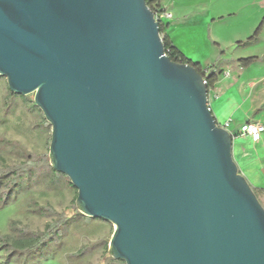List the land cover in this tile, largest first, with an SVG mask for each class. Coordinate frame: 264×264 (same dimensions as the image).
<instances>
[{
    "label": "water",
    "instance_id": "1",
    "mask_svg": "<svg viewBox=\"0 0 264 264\" xmlns=\"http://www.w3.org/2000/svg\"><path fill=\"white\" fill-rule=\"evenodd\" d=\"M0 77L34 95L49 161L124 264H264V209L204 78L145 0H0Z\"/></svg>",
    "mask_w": 264,
    "mask_h": 264
},
{
    "label": "rangeland",
    "instance_id": "2",
    "mask_svg": "<svg viewBox=\"0 0 264 264\" xmlns=\"http://www.w3.org/2000/svg\"><path fill=\"white\" fill-rule=\"evenodd\" d=\"M156 10L161 21L169 23L166 33L182 54L207 74H218L208 99L216 100L214 109L221 123L229 121L235 128L232 135L244 125L264 124V23L255 43L234 46L249 38L264 20V0H162ZM251 57L257 61L248 68L237 66L239 59ZM8 93L6 78L0 77V169L21 164V150L35 156L39 164L35 176L20 187H0V264H124L108 259L114 227L74 216L70 208L77 192L65 184L57 189L49 186V167L40 158L48 157L51 127L34 109V95L26 96L24 104L18 99L10 102ZM1 140L18 146L6 147ZM232 158L264 209V134L258 143L235 137ZM65 214L71 219L59 241L29 254L13 253L12 243L22 237L20 230L41 234Z\"/></svg>",
    "mask_w": 264,
    "mask_h": 264
},
{
    "label": "trees",
    "instance_id": "3",
    "mask_svg": "<svg viewBox=\"0 0 264 264\" xmlns=\"http://www.w3.org/2000/svg\"><path fill=\"white\" fill-rule=\"evenodd\" d=\"M148 8L152 11L154 16H159V11L164 13V9L156 10L160 7V3L162 0H145ZM154 5L156 6V9L154 8ZM264 23V20L259 24V26L255 29L253 34L247 38L243 42H238L236 45L238 48L249 46L253 43H255L258 40V37L262 31V25ZM167 24H164L162 21H158V29L159 34L162 39L163 48H164V54L166 57L172 61L173 63H179L184 64L193 67L203 78L205 81L206 89L208 92L214 91L215 85L218 83V74L215 73V71H210L208 74L206 70H203L199 63H193L191 60L187 59L182 52L176 48L168 35L165 33L167 29ZM257 61V58L251 57L247 59H239L237 61L238 67L244 69L248 68L250 65H252L254 62ZM9 91V90H8ZM8 99L10 102L14 100H20L22 103L26 104L27 99L26 97L12 94L10 91L8 93ZM34 109L38 112L40 115L41 121L46 124V126L49 127V124L44 119L42 113L40 110L34 105ZM2 144L6 147L15 148L18 146V144L8 142L5 140H1ZM50 144V139L48 140V145ZM4 147V146H2ZM20 157L23 159V162L17 166L12 167H6L4 169H0V187L7 186L10 188H17L22 185L24 181H27L35 176V167L39 164V161L36 160L35 156H32L29 153H26L24 150H21ZM41 163H45L46 166L49 167V175H48V184L49 186H52L53 188L57 189L58 186L65 184L66 186L74 189L72 185L70 184L69 180L62 174L55 172L51 166L48 164V157L43 156L41 157ZM75 190V189H74ZM255 194V189H252ZM76 191V190H75ZM72 210V213L74 216H81L85 217L80 214L78 211L75 200L73 201V205L70 208ZM87 219H90L88 217H85ZM71 217L68 215H59L55 221H53L51 224L47 225L45 230L38 235H30V233H26L25 230H20L19 234L22 236L20 239L15 240L12 243V251L13 253L17 254H29L33 251H39L43 247H47L52 243H55L60 240L61 237V231L69 224ZM93 219V218H91ZM105 249L107 248V243L105 244ZM110 261H112V257L108 258Z\"/></svg>",
    "mask_w": 264,
    "mask_h": 264
},
{
    "label": "built area",
    "instance_id": "4",
    "mask_svg": "<svg viewBox=\"0 0 264 264\" xmlns=\"http://www.w3.org/2000/svg\"><path fill=\"white\" fill-rule=\"evenodd\" d=\"M156 21L158 22L159 20L161 21V16H154ZM238 66V65H237ZM205 83V81H204ZM230 126V122L227 121L224 125H221L223 129L228 131L230 134H232L228 129ZM264 134V124L263 123H252L248 125H244L240 128L238 131L237 135L234 137H241V138H246L248 139L251 143H258L261 141L262 136Z\"/></svg>",
    "mask_w": 264,
    "mask_h": 264
},
{
    "label": "crops",
    "instance_id": "5",
    "mask_svg": "<svg viewBox=\"0 0 264 264\" xmlns=\"http://www.w3.org/2000/svg\"><path fill=\"white\" fill-rule=\"evenodd\" d=\"M170 18H172V14L170 15ZM166 23H168V22H166ZM167 26H169V23L167 24ZM165 33H166V31H165ZM167 34V33H166ZM168 35V34H167ZM168 37H169V35H168ZM170 38V37H169ZM170 40L172 41V43H173V45L176 47V48H178L177 46H176V44H175V42L170 38ZM238 42H242V41H238ZM238 42H236L234 45H236ZM201 68L203 69V67L201 66ZM240 68V67H239ZM240 69H242V68H240ZM215 89H216V85H215ZM214 89V90H215ZM212 92V91H211ZM215 101L216 100H209L208 101V103H209V107H210V110H211V112H212V114H213V116H214V118H215V120H216V122L219 124V125H224L226 122H224V123H221V121L218 119V116H217V113H216V111H215V109H214V105H215ZM230 132H232L233 133V130H235V128L233 129V127H232V124H230V126H229V129H228ZM240 130V129H239Z\"/></svg>",
    "mask_w": 264,
    "mask_h": 264
}]
</instances>
